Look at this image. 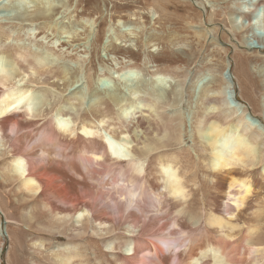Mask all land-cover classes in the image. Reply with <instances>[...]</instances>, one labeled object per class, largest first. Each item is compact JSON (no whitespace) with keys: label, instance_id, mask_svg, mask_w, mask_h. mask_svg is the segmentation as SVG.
Returning <instances> with one entry per match:
<instances>
[{"label":"bare ground","instance_id":"obj_1","mask_svg":"<svg viewBox=\"0 0 264 264\" xmlns=\"http://www.w3.org/2000/svg\"><path fill=\"white\" fill-rule=\"evenodd\" d=\"M176 1L187 5L184 0H156V5L161 8ZM199 1H193V5L200 8L203 1ZM258 9L264 16L263 0L254 4L255 13ZM39 11L41 13V9ZM27 16L32 22L43 18L41 15ZM263 37L264 30L263 36L257 38L264 46ZM1 39H11V32L0 23ZM1 53H7L6 57L10 60L4 59ZM39 58L29 49L15 46L0 49V184L13 185L10 193L15 197L16 204L29 209L27 215L20 214L24 217L22 222L13 220L7 208L8 199L0 193V217L6 219L5 224L10 227L8 231L6 226L8 264H25L22 259L19 260L17 251L23 244L20 236L24 235L18 229L20 223L36 234L65 238V243H54L57 246L52 250L55 252L53 260L59 261L58 264H86L83 248L70 251L68 247L74 244V240L80 245L84 241L96 244L95 238L90 236L96 227L103 240H110V244L106 245L108 251H115L117 245L112 238L124 243L123 254L109 252L112 263L107 264H264V217L261 215L264 213V202L260 209L253 212L255 216L251 224H244V228L233 224L246 217V211L253 202H262L263 194L259 192L261 188L255 175L264 176V95L259 99L260 103H254L260 108L257 118V114H252L250 102L244 98V95L249 96L247 90L255 87L246 68L250 59L246 64H240L239 71L235 66V86H232L231 79H225L230 74V70L226 73L229 58L224 62L221 74L212 75L218 86L211 87V94H206L209 101L194 121L198 153H207L200 160L204 167L201 170L205 169L203 181H200L196 177L200 168L189 159L191 151L185 145L181 148V112L169 114L154 100L133 98L135 102L132 99L122 105L114 97V108L104 100L95 108V114L101 117L97 121L80 114L77 109L79 103L73 104L72 98L67 99L70 104L60 103L46 111L47 114H40L42 109L40 112L38 109L44 100H39L33 93L46 99L53 93L49 87L58 86L57 83L64 81L66 75L61 68L45 66L41 62L45 57ZM15 77L26 79V88L15 85L16 81L9 85L8 81ZM236 91L240 98H244L245 105H231L229 99ZM234 97L237 100V94ZM218 98L222 100V105L214 103ZM243 109H247L250 115H245ZM74 123H77L75 129L72 126ZM97 126L101 127L95 131ZM102 128H105L101 138L103 150H99L95 138ZM34 131L35 134H31ZM232 134H235L234 137ZM64 137L70 139L73 145L80 142L79 137H83L88 147L81 149L78 145L72 147L70 143L68 147L62 139ZM130 147L132 154L128 153ZM147 162L156 163L158 168L152 171ZM153 173L162 183V191L159 188L154 190L148 180ZM87 180L91 184H87ZM201 182L219 194L218 203L222 210L213 212L208 197L204 199V209L201 206L192 207L193 201L188 199L190 194L186 191V184L197 186ZM107 185L111 191L105 195L110 189L104 192ZM76 188L80 190L76 192ZM112 192L116 199L112 197ZM197 192L203 193L199 188ZM105 196H109L111 205L106 202L102 205V200H107ZM146 197L152 202L150 210H155L156 214L165 208L166 198H169L180 207L175 211L176 216L184 215L189 225L198 226V219H201L206 228L220 230L217 241L209 242L206 235L208 242L204 245L202 237L192 236L177 223L174 226L180 229L166 234L167 226L155 229L156 224L154 220L150 222V217V223H146V216H142L144 223L141 222L140 217L146 210L143 204ZM205 211L210 213L207 215ZM197 216L200 218L197 219ZM33 219L34 222H31ZM42 220L47 224H43ZM32 241L30 239V246L37 248L40 258L31 264H48L50 258L42 249L47 242L39 238ZM176 250L178 252L174 253Z\"/></svg>","mask_w":264,"mask_h":264},{"label":"rangeland","instance_id":"obj_2","mask_svg":"<svg viewBox=\"0 0 264 264\" xmlns=\"http://www.w3.org/2000/svg\"><path fill=\"white\" fill-rule=\"evenodd\" d=\"M184 1H187V5L176 1V3L160 8L159 5H156V0H0V23L5 24L11 32V39L0 40V49H6L9 46L29 49L38 58L41 57L40 60L45 57L41 60L43 64H46L45 66L48 65L47 67L50 69L58 67L65 72L64 81H59L58 86L49 87L53 93L46 99L41 94L33 93L39 100L41 98L44 100L38 109L39 112L42 109L40 114L46 113L57 104L64 105V102L70 104L72 101L75 105L79 103L77 109L80 114L87 115L89 120L97 121L101 117H97L95 108L101 102L104 103V100L112 104L114 97L120 100L122 105L127 104L133 98L135 100L150 99L165 107L169 114H180L181 112L183 117L180 128V130L182 129L181 142L183 144H181V148L185 145L191 151L190 155L192 156H189V159L194 160L200 168L197 170L196 177L203 181L205 169L201 170L204 167L200 160L203 154L207 153H198V141L194 136L196 126L194 121L198 115L203 113L209 101L206 99V94L210 95L209 91L213 89L211 87L218 86L212 75L218 74L217 76H219L221 74L224 62L228 58L230 59V74L225 76V79L227 81L231 79L232 86H235L233 82V74H236L235 66L239 71L240 64L250 59L245 64L248 65L246 66L248 75L255 87H250L246 92L249 96L244 95V98L250 102L252 114H257L256 116L259 118L258 110L260 108L256 107L254 103L257 104L258 101L260 103L259 99L264 95V46L261 44L262 42L257 41V38L263 36L264 18L262 17L264 16L259 9L256 13L254 11V4L259 0H202L200 8L193 5V1L200 3L199 0ZM27 15H34L33 17L41 15L43 18L32 22ZM1 54L4 59H8L7 53ZM14 79H10L8 81L10 84H8L16 83L15 85L26 88V79L21 80L20 77ZM250 85L248 84V86ZM236 94L237 100L234 97ZM232 96L229 99L231 105L246 104L244 98L238 96L237 91ZM36 97L34 98L35 102L38 101ZM67 99H71V101ZM214 103L223 104L219 98L215 99ZM111 106L114 108L115 104L113 103ZM244 114L250 115L247 109ZM72 126L74 129L77 128V123ZM100 127L97 126L95 131ZM104 130L105 128H102L101 133H98L95 138L99 150H103L101 138L105 134ZM31 134L34 135L35 131ZM234 135L232 134V137ZM79 138L80 142L76 145L81 149L88 147L87 140L83 137ZM62 139L65 140L66 146H76L70 142V139L65 137ZM125 139L130 141L128 138ZM128 150V153L132 154L131 147ZM146 164L151 166L152 171L158 168L154 162ZM255 177L259 182V188H264V176L262 178L255 175ZM148 180L152 182L154 190L159 188V191H162V183L157 181L155 173L149 175ZM88 181L86 183L91 184ZM186 185V191L190 194L188 199L193 201V208L201 206L204 209V199L208 197L211 206H213V212L222 210L218 203L219 194L209 189L205 183L201 182L197 186H193L191 183ZM12 187L14 186L0 184V193L8 199L7 208L13 215L11 217H14L12 219L21 221L22 217L29 213V209L16 204L15 197L10 193ZM100 188L101 186L98 190ZM198 188L203 193H198ZM108 189L109 191L107 194L104 193L105 195L110 193L111 187L108 185L104 187V192ZM261 189L259 192L263 193L262 202H253L246 211V217L234 221L233 224L244 228V224L252 223L255 216L253 212L263 206L264 190L261 191ZM79 190V188L75 189L76 192ZM109 196H105L107 200H102V205L105 202L108 205L112 204ZM112 197L117 198L114 192H112ZM150 203L152 204L151 200L146 197V201L143 203L146 210L140 217L141 222L144 223L143 217L146 216V220H144L147 224L154 220L155 229L167 226L165 227L167 231H164L166 234L171 230L178 231L181 227L194 237H202L204 245L208 242L206 235L209 237V242L217 241L220 230L206 228L204 222L198 219L200 216H197L199 227L193 226V224L189 225L190 222L184 215L176 216L175 211L180 207L169 198H166L165 208L157 214L155 210H150ZM205 212L207 215L210 213L209 211ZM20 214L24 215L21 217ZM261 215L264 217V213ZM1 217L0 255L2 257L0 264H8L6 261L9 249L6 233L8 225L5 224L6 219ZM31 222H34V219ZM41 222L47 224L45 220ZM175 223L180 227L174 226ZM19 226L18 229L22 233L24 232V235L20 236L23 244L17 250L20 261L22 259L25 264L38 261L40 258L37 254L38 250L30 246V239L34 241L39 238L47 242L43 245L44 247L42 246V249L50 258L48 264L59 263V261L53 260L55 252L52 250L57 246L54 244L57 241H60L57 243L66 242L64 237L59 240L57 235L36 234L28 230L23 223H20ZM100 235V230L96 227L90 233V236L95 238L96 244L84 241L80 245L81 243L74 240V244L69 245L68 248L70 251L73 248L76 250L83 248L87 258L86 264L112 263L109 252L123 254L124 243L122 244L123 241L120 239L112 238L117 242V245H115V251H108L106 245L110 244V240H103ZM38 242L40 243V241ZM48 242L54 245L51 246ZM104 259L106 262L103 261Z\"/></svg>","mask_w":264,"mask_h":264},{"label":"water","instance_id":"obj_3","mask_svg":"<svg viewBox=\"0 0 264 264\" xmlns=\"http://www.w3.org/2000/svg\"><path fill=\"white\" fill-rule=\"evenodd\" d=\"M229 72V69L226 71V73H228Z\"/></svg>","mask_w":264,"mask_h":264}]
</instances>
